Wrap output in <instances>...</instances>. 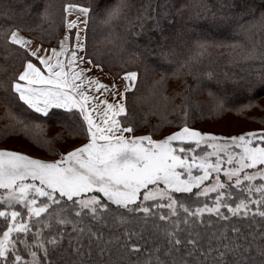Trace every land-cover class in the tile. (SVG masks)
Here are the masks:
<instances>
[{"label":"trees","instance_id":"1","mask_svg":"<svg viewBox=\"0 0 264 264\" xmlns=\"http://www.w3.org/2000/svg\"><path fill=\"white\" fill-rule=\"evenodd\" d=\"M120 2L0 0V144L15 140L26 143L43 156L38 157L40 160L52 163L62 145H76L67 153L88 142L78 111L73 110V114L51 109L48 116L38 114L19 101L12 88L25 64L36 63V59L10 42L11 32L20 31L43 47H57L65 33L66 9L72 5L90 9L84 30V58L114 79L129 72L137 74L134 87L124 95L127 114L119 117L123 127L134 128L133 136L162 138L185 124L206 131L229 116L243 117L254 127L220 133L222 136L264 129V59L246 58L254 48L257 57L264 53V0H151L147 17L142 9L149 0H123L127 7L106 23L107 12ZM70 33L74 34V29ZM0 150L22 152L8 145ZM195 153L191 155H197L198 150ZM224 183L226 187L220 191L225 192L229 206L235 207L240 199L248 200L245 190L233 182ZM198 190L170 191L178 202L174 216L157 207L158 201L142 203V190L136 204L149 207L147 214L130 212L90 192L85 194L100 198L108 204L107 210L101 209L93 217L85 209L77 216L79 205L72 206V201L63 198L42 215L41 223L32 231H40L45 240L59 241L56 247L46 245L50 264H146L149 260L151 264H158V260L164 264H213L219 255L216 250L223 251L225 246L232 250L225 257L226 264H264V217L255 213L233 216L224 208L220 212L227 219L215 213L191 216L184 207L194 212L211 206L217 196L211 193L201 197ZM197 234L201 250L194 258L187 255L191 246L186 243L178 246L179 251H168L173 236L186 242L196 239ZM133 244L140 252L130 250ZM19 247L21 255L30 260L23 246ZM33 250L46 264L43 254Z\"/></svg>","mask_w":264,"mask_h":264},{"label":"snow or ice","instance_id":"2","mask_svg":"<svg viewBox=\"0 0 264 264\" xmlns=\"http://www.w3.org/2000/svg\"><path fill=\"white\" fill-rule=\"evenodd\" d=\"M69 7H76L85 16L90 11L86 7ZM125 7L127 5L121 0L107 12L105 22L118 18ZM151 7V0H149L142 9L144 17H147ZM261 22L264 23V17H261ZM84 23L86 24L87 21ZM68 27H76V21H71ZM9 39L12 44L20 47H26L32 43L20 36L18 31H12ZM78 47L82 49V45ZM38 51L39 49L32 51L31 55L37 56ZM65 51L63 42L59 52L52 50L53 56L57 58L55 63H52V57H38L47 75L29 61L18 77V81L25 83L14 82L12 88L19 101L44 116H48L51 109H64L69 113H73V110L78 111L83 121L86 122L85 132L89 142L52 163L33 159L14 151L0 150V189L6 190L5 195H0V206H6L9 209L0 210V218H3L7 224V230L0 233V264H42L38 251L33 250L34 248L43 254L46 264H50L49 249L46 245L56 247L59 241L56 238L45 240L40 231L33 232L32 229L41 223L42 215L49 213V208L60 204L63 198L72 201V206L79 205L80 210L75 211L77 216H80L85 209L93 217L99 215L101 209L107 210L108 204L102 203L97 196L74 200V197L90 192L102 193L107 201L130 212L142 211L147 214L149 207L136 204L141 198V190H145L142 197L144 201L156 200L158 197L163 199L167 196L169 200L167 207L172 209V215H175V206L178 202L168 194L169 191L190 193L193 188H199L205 180H208L213 172L218 174L222 163L220 153L227 156L226 162L229 165H238V167L234 166L224 171L228 181L231 182L235 178V186L241 188L242 191L245 190L242 187L244 181H248L247 192L256 191L261 194V199L252 201L240 199L235 207L229 206L225 199V192L220 191L225 189L226 185L217 175L213 186L198 193L200 196H207L209 192H216L215 206L205 205L194 212L184 207V212L191 216H200L204 212L215 213L222 219H227L220 212L222 206L227 207L233 216H246L251 211L250 203L264 204V184L259 186L251 184V181L257 178L264 180V168L257 169L252 174L245 172L246 169L264 166V131L221 137L202 133L185 124L179 132L160 141L153 140L150 135L129 138L125 136V133L133 132L134 128L123 127L122 122L116 119L120 115L127 114L124 104L113 105L103 101L101 103L106 104L107 107L100 115L101 123H96L93 119L92 111H95L99 105H94L92 111L89 110L87 105L93 97L87 94L84 86L85 84L95 85L97 91L107 90V86L97 80L83 79V70L76 71L73 67L77 60L76 52L71 53V59L65 65L59 59ZM255 52L254 48L246 58L264 59V53L257 57ZM136 76L135 72H130L124 79L134 82ZM130 90L131 86H126L125 91ZM18 122L23 124V121ZM220 141L223 143H218ZM173 142H179V144L174 146ZM184 144H194L195 148H185ZM201 144L207 145L213 151L201 156L193 154L189 157L187 155V153H195V149L200 148ZM233 148H238L240 151H231ZM181 153L185 155L181 156ZM211 156L216 157L215 163L210 161ZM193 168L201 170L203 175L194 176ZM180 169L183 171H179ZM185 173L187 179H182ZM241 173H243V179H241ZM29 180L30 183H25ZM159 184H163V189L149 188L150 185ZM227 195L231 196V193ZM41 197L45 199L38 202V198ZM15 205H22L26 213L11 210ZM129 205H136V207L130 208ZM163 206L157 205V207ZM180 206L183 207L182 204ZM255 214L264 217V210L258 207ZM25 215L27 221L24 220ZM160 219H165V217L161 216ZM59 223H68V221L60 220ZM29 236L31 240L28 239ZM185 243L191 246L187 255L194 258V254L201 250L198 234L196 239H188L186 242L173 236L169 240L171 247L168 251H179L178 246ZM21 245L23 251L31 257L30 260L21 255L19 247ZM130 250L140 252V248L135 244ZM216 251L219 255L213 264H226L225 257L232 250L225 246L223 251L219 249ZM146 264H151V261H147ZM158 264H164V262L158 260Z\"/></svg>","mask_w":264,"mask_h":264},{"label":"rangeland","instance_id":"3","mask_svg":"<svg viewBox=\"0 0 264 264\" xmlns=\"http://www.w3.org/2000/svg\"><path fill=\"white\" fill-rule=\"evenodd\" d=\"M72 6H75V5H72ZM77 7H79V6H77ZM67 14H68V21H70L71 19L73 20V21H79V20H81V19H84L85 18V21L87 20V16H85L83 13H81V12H79L78 10H77V8L76 7H67V11H66V16H67ZM66 16H65V19H66ZM85 16V17H84ZM84 30H85V26H84ZM14 31H17V30H14ZM69 32V35H70V38H72L73 37V35L74 34H71L70 33V31H68ZM18 33H19V35L20 36H22V37H24L25 39H27V40H30L32 43L31 44H35V45H38V46H41L39 43H37V42H35V41H33V40H31L30 38H28L26 35H24L23 33H21L20 31H18ZM66 34V23H65V33L63 34V36H62V38H61V40L63 39V37H64V35ZM11 35V34H10ZM60 40V41H61ZM59 44H60V42H59ZM59 44H58V46H59ZM41 47H43V46H41ZM22 48H24V47H22ZM44 48V47H43ZM45 48H47V47H45ZM55 48V47H54ZM25 49V48H24ZM49 49V48H48ZM28 53H29V51H28V49H25ZM30 54V53H29ZM31 55V54H30ZM89 61V60H88ZM90 62V61H89ZM28 63V62H27ZM95 66V65H94ZM98 67V66H97ZM100 68V67H99ZM101 70V69H100ZM102 71V70H101ZM103 72V71H102ZM108 78H111V79H113V80H118V79H120L121 77H123L124 75H126L127 73H125V74H123L121 77H119V78H117V79H114V78H112L109 74H107V73H105V72H103ZM130 73V72H129ZM127 93V92H126ZM125 93V94H126ZM242 118L243 117H241V118H235V117H232V116H229V117H227V119L226 120H220V121H218V122H214L213 123V125L214 126H208L207 128H206V131H217V132H219V133H217V134H212V133H209V132H206V131H200V130H198V131H200V132H202V133H209V134H212V135H215V136H221V137H226V136H222V135H220V133H223V134H226V133H236V132H240V131H243V130H246V129H250V128H253L254 126H252V125H250V124H248V123H246L244 120H242ZM181 129H179V130H176V131H174V132H172V133H170L169 135H172L173 133H176V132H179ZM194 130H197V129H194ZM59 131V130H58ZM57 130H56V132H58ZM261 131H264V129L263 130H261ZM261 131H258V132H261ZM50 133H55L54 132V130H51L50 131ZM245 133H247V132H242V133H240V134H233V136H239V135H243V134H245ZM131 134V133H130ZM169 135H166V136H164V137H162V138H159V137H157V138H152L153 140H156V141H160V140H163V139H165L167 136H169ZM131 136L132 137H135V136H133L132 134H131ZM141 136H147V135H141ZM136 137H140V136H136ZM229 137H232V136H229ZM65 142H67V140H65ZM65 142H62V143H65ZM145 143H147V142H145ZM218 143H223V141H220V142H218ZM173 144H174V146H177L178 144H179V142H173ZM6 145H8L9 147H13V148H15L16 150H19V151H22V152H18V153H21V154H24V155H27V156H29V157H31V158H33V159H39L38 157H40V158H43V156L42 155H40L39 154V152H37L35 149H32L28 144H24V143H21V142H17L16 140L15 141H12V142H9V143H4V144H0V147H3V146H6ZM187 145H189V146H191V148H195V145L194 144H184L183 145V147H185V146H187ZM74 146H76L74 143H70V144H68V145H66V144H64V145H62L61 146V150L60 151H58L57 152V154L55 155V159L52 161V162H55V161H57V160H60L64 155H66L69 151H67V153H64V152H66V150H69L70 148H73ZM77 148H79V147H77ZM75 150V149H74ZM196 151L198 150V153H197V156H201V155H204L205 153H210V152H212L213 151V149L212 148H209V147H207V145H205V144H201V146H200V148H196L195 149ZM73 151V150H72ZM231 151H234V152H239L240 151V149H238V148H233V149H231ZM59 154H62V157L61 158H58V155ZM190 154V155H189ZM191 154L192 153H187V155H189L190 157H191ZM196 154V153H195ZM183 155H185V154H183ZM220 157H221V161H222V163H221V171L217 174V173H215V172H213L212 174H211V176H210V178L208 179V180H205L204 181V183L203 184H201V186L199 187V190H198V192H197V195H198V193H200V192H202L205 188H210L211 186H213L215 183H216V177H217V175H219V177H220V181L222 182V183H224V181L225 182H229L228 181V178H227V176H225L224 175V171L225 170H227L228 168H231V167H234V166H236V167H238V165H235V164H233V165H229L226 161H227V156H225L224 155V153H220ZM209 159H210V161L211 162H213V163H215V161H216V157L215 156H211V157H209ZM40 160V159H39ZM260 168H264V166H262V167H260ZM259 168V169H260ZM183 171V170H182ZM246 172V171H245ZM256 171H254V172H248L247 171V173H249V174H252V173H255ZM192 174L194 175V176H196V175H203V172L201 171V170H199V169H197V168H193L192 169ZM185 176V178L184 179H187V174L185 173L184 174ZM241 179H243V173H241ZM31 181L29 180V181H25V183H30ZM231 182H233V185H235V178L231 181ZM244 182H247L246 183V186H245V192L248 194V196H249V198H248V200L249 201H252V200H260L261 199V194L260 193H258V192H256V191H253L252 193H248L247 192V190H246V187H247V185L249 184V182L248 181H244ZM37 183H38V181H37ZM251 184L252 185H255V186H259L260 184H264V180H261V179H259V178H257L256 180H253V181H251ZM150 187V189H163V186L161 187V186H152V185H150L149 186ZM142 192H144L143 190H142ZM211 193H216V192H209L208 193V195L209 194H211ZM6 194V190H4V189H0V195H5ZM98 194V193H97ZM99 194H101V195H103L102 193H99ZM170 196H171V192L169 191V193H168ZM82 195H85V196H82L80 199H88V198H90L91 196H95V195H92V193L91 194H85V193H83ZM207 195V196H208ZM198 196H200V195H198ZM142 197H143V193H142ZM172 197V196H171ZM201 197H204V196H201ZM106 198V197H105ZM44 198H38V202H39V200H43ZM107 199V198H106ZM141 201H142V203H146V202H150V201H158L159 202V204L160 205H164L163 207L168 211V216H174V215H172V209H170V208H168L167 207V204L169 203V200H168V198H167V196L166 197H164L163 199H160L159 197L156 199V200H148V201H144L142 198H141ZM215 201H216V198H215ZM215 201H214V203L211 205V206H208V207H214L215 206ZM260 208V210H264V204H261V205H256V204H252V203H250L249 204V208L251 209V211L248 213V214H250V213H255L256 212V210H257V208ZM203 208V207H202ZM225 209L229 214H232V213H230L229 211H228V208L227 207H221L220 208V210H222V209ZM0 210H9V209H7V207L6 206H0ZM11 210H16V211H21L22 213H26V209H24L23 208V206L22 205H15V206H13V208L11 209ZM177 210V206H175V211ZM208 212H204L203 214H207ZM212 214V213H211ZM201 216V215H200ZM199 216V217H200ZM35 219V218H34ZM24 220L25 221H27V216L25 215L24 216ZM5 230H7V224L5 223V221H4V219L3 218H0V233H2L3 231H5ZM13 235H15V234H13Z\"/></svg>","mask_w":264,"mask_h":264},{"label":"crops","instance_id":"4","mask_svg":"<svg viewBox=\"0 0 264 264\" xmlns=\"http://www.w3.org/2000/svg\"><path fill=\"white\" fill-rule=\"evenodd\" d=\"M71 21H73V20L71 19L70 21H68V14H67L66 19H65L66 34L64 35L63 39L60 41L59 46H57L55 48H49L48 49V48H45V47L43 48V47L35 45V44L34 45L30 44L24 48L28 49L30 54L32 52L31 50L34 49L36 51L37 49H39V51L37 52V56H33L36 59V63H34V64L37 67H39L41 69V71L44 72L45 75H47V71H46L44 65L40 64L38 57H45V58L52 57V63H55L57 58L55 56H53L52 50L55 49L57 52H59L61 50L62 42H63V47L66 49V51H65L64 55L59 57V59L61 61H63L65 63V65H67L68 61L71 59V53L76 52L77 60L75 62V65H73V67L76 71L83 70V79H85V80H88V79L97 80V81H99V83L107 86V90L99 89V91L96 90L95 85L90 86L88 84H85V86H84V90L87 91V94L90 97H93V99L89 101V104L87 105V107L89 108L90 111H92V108L94 105H99V107L96 108L95 111H92V116H93V119L96 121V123H101L100 115H102L103 111L107 107L106 104L101 103V102L107 101V103L113 104V105L121 104V103L124 104V95L126 92H129V91H125V88H126V86H131V90H132L136 80L134 82L125 80L124 77L126 75H124L123 77H121L118 80H113L111 78H108L100 70L99 67L94 66L93 64L89 63V61L84 58V53H83V51H84L83 47H84V26H85L84 21H85V18L81 21L82 23L80 22V24H77L78 21H76V27H74V28L68 27V25ZM79 25H81V26H79ZM72 29H74V35L72 38H70L68 31H70ZM77 36H79V39H77ZM65 37H67V39H65ZM78 45H82V49L80 47H78ZM26 64H25V66H26ZM25 66H24L22 72L24 71ZM66 70H67V68H66ZM18 82L21 84L25 83L24 81H18ZM77 83H79V81H77ZM62 110H64V109H62ZM38 114H41V113H38ZM120 116L116 117V119L119 120ZM85 125H86V122H85ZM86 127H87V125H86ZM125 136H127L129 138L132 137L130 133H125ZM88 142H89V139H88Z\"/></svg>","mask_w":264,"mask_h":264},{"label":"bare ground","instance_id":"5","mask_svg":"<svg viewBox=\"0 0 264 264\" xmlns=\"http://www.w3.org/2000/svg\"><path fill=\"white\" fill-rule=\"evenodd\" d=\"M83 19H81V20H79L78 22H77V24H80V22L82 21ZM82 23V22H81ZM79 26H81V25H79ZM31 50V49H30ZM31 51H35L34 49L33 50H31Z\"/></svg>","mask_w":264,"mask_h":264},{"label":"built area","instance_id":"6","mask_svg":"<svg viewBox=\"0 0 264 264\" xmlns=\"http://www.w3.org/2000/svg\"><path fill=\"white\" fill-rule=\"evenodd\" d=\"M61 157H62V154H59V155H58V158H61Z\"/></svg>","mask_w":264,"mask_h":264}]
</instances>
